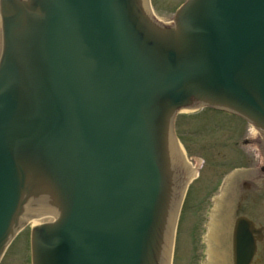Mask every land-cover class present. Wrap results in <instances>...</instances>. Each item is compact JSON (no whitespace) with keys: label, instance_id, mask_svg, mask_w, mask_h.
I'll return each mask as SVG.
<instances>
[{"label":"water","instance_id":"water-1","mask_svg":"<svg viewBox=\"0 0 264 264\" xmlns=\"http://www.w3.org/2000/svg\"><path fill=\"white\" fill-rule=\"evenodd\" d=\"M198 105L264 134V0H187L171 25L148 0H0V257L50 213L31 229L32 264H169L191 170L173 120ZM216 194L200 246L204 264H229ZM262 233L235 221L232 264Z\"/></svg>","mask_w":264,"mask_h":264},{"label":"rangeland","instance_id":"rangeland-1","mask_svg":"<svg viewBox=\"0 0 264 264\" xmlns=\"http://www.w3.org/2000/svg\"><path fill=\"white\" fill-rule=\"evenodd\" d=\"M184 1L149 0V3L157 18L169 22ZM174 122L177 139L188 160L196 165L197 174L189 184L178 216L171 264H200L204 261L200 239L210 194L219 191L223 172L256 166L259 151L257 143H251L252 126L235 115L195 106L191 111L180 110ZM29 231L30 225L21 228L0 264H30Z\"/></svg>","mask_w":264,"mask_h":264},{"label":"flooded vegetation","instance_id":"flooded-vegetation-1","mask_svg":"<svg viewBox=\"0 0 264 264\" xmlns=\"http://www.w3.org/2000/svg\"><path fill=\"white\" fill-rule=\"evenodd\" d=\"M262 145L264 142L259 145L262 152V163L244 172L234 173L229 178L224 177L218 185L220 191L213 198V206L220 200L222 201L221 207L224 206V211L229 213L230 225L226 243L229 255L232 253V228L238 218H247V221L253 223L255 229L263 232L259 235L256 256L249 264H264V151ZM221 195L223 198L220 197ZM229 204L230 206L232 204L231 209Z\"/></svg>","mask_w":264,"mask_h":264},{"label":"bare ground","instance_id":"bare-ground-1","mask_svg":"<svg viewBox=\"0 0 264 264\" xmlns=\"http://www.w3.org/2000/svg\"><path fill=\"white\" fill-rule=\"evenodd\" d=\"M154 16H155V14H154ZM191 109H193V108L192 107L191 108L190 107H186V108H184V111H191ZM251 129L253 131V127H251ZM174 145L177 148V150H178V152H179L184 164L186 165V167L187 168L191 167V166H189V164L187 162V159H186V156H185L186 155V151H185V148L183 147V145L177 140L174 142ZM173 207H174V210L176 211L177 205H173ZM54 217H55V215L48 213V214H44V215L39 216V217H32V218L27 220V223L32 227V226H36V225H40V224L52 221L54 219ZM174 217H175V215H174ZM173 229H174V227H173ZM202 264H204V261L202 262Z\"/></svg>","mask_w":264,"mask_h":264}]
</instances>
